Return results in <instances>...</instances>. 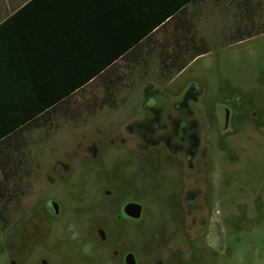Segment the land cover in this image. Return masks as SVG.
Instances as JSON below:
<instances>
[{
  "label": "rangeland",
  "instance_id": "obj_1",
  "mask_svg": "<svg viewBox=\"0 0 264 264\" xmlns=\"http://www.w3.org/2000/svg\"><path fill=\"white\" fill-rule=\"evenodd\" d=\"M245 1L246 27L239 28L233 39L229 16L228 45L176 78L172 93L159 94L155 108L159 114L132 103L115 114L111 123L96 124V129L85 127L93 128L85 139L95 137V155L86 148L84 138L63 141V146L53 151L64 156L54 157V162L66 161L69 156L72 174L68 178L57 179L51 186L45 178L48 172L37 173L35 182L23 188L0 189V264H39L40 257L48 264H109L92 250L83 252L79 238L71 243L65 234L53 232L56 228H52L45 212L47 201L57 200L61 210L75 219L66 227L76 228L81 202L93 203L103 197L104 185L115 190L116 206L126 199V192H130V201L141 204L142 219L132 223L134 247L136 240L143 242L150 249L149 259L160 258L157 247L167 244L172 234L175 241V227L180 229L178 223L182 225L188 219L182 215L177 194L184 179L170 164L174 158L164 159L162 148L128 144L132 136L125 128L131 127L139 135L144 130L137 124L141 120H160L170 135L167 115L173 119L184 115L195 127L199 144L196 186L204 195L197 197V206L203 207L211 197L217 200L211 204L216 216L212 215L204 226L206 241L214 247L212 253L205 250L208 258L212 264H264V0ZM249 14H254L253 19ZM233 40L242 41L232 44ZM184 101L191 116L176 109ZM225 110L230 117L222 134L220 118ZM178 154L183 157L182 151ZM210 166L217 168L219 180L211 192ZM117 215L118 211L111 215L115 223ZM176 235L180 242L182 233Z\"/></svg>",
  "mask_w": 264,
  "mask_h": 264
},
{
  "label": "crops",
  "instance_id": "obj_2",
  "mask_svg": "<svg viewBox=\"0 0 264 264\" xmlns=\"http://www.w3.org/2000/svg\"><path fill=\"white\" fill-rule=\"evenodd\" d=\"M31 1L0 0V189L35 182L63 157L53 153L63 141L85 138L132 103L157 104L176 78L228 45L229 16L231 37L246 27L248 9L245 0H44L8 21ZM107 59L52 103L54 76H67L70 60Z\"/></svg>",
  "mask_w": 264,
  "mask_h": 264
},
{
  "label": "flooded vegetation",
  "instance_id": "obj_3",
  "mask_svg": "<svg viewBox=\"0 0 264 264\" xmlns=\"http://www.w3.org/2000/svg\"><path fill=\"white\" fill-rule=\"evenodd\" d=\"M156 107V104H148L143 108L159 114V112L155 110ZM176 109L183 111L182 113H186L185 115L191 116L188 111L189 108L187 102L185 101L183 105L181 104L177 106ZM185 110L187 112H184ZM229 117L228 111V118ZM165 120L171 126L170 135L166 133V125L161 123L160 120H141L137 124L141 126L142 130H144L143 133H140L139 135L135 134L133 128H125L129 132V135L132 136L130 141H128V144L137 147V144L141 143L143 145L162 148L166 154L164 159L166 160L167 158V161H171L170 157L172 159L174 158L173 163L170 162V164L181 171L184 179V182L178 188L177 194L182 208V215L185 219H188L182 225L178 223L179 227H181L180 229L175 227V241L172 239V234L170 235L171 238L167 244L157 247L161 250L160 258L157 260L149 259L150 249H148L143 242L141 243L136 240L137 245L134 247V239L132 237L134 226L132 223L142 219L143 209L141 204L130 201L128 199V194H130V192H126V199L116 206L113 194V191L115 190L113 187H111L112 190L110 188L105 189L108 187L106 185L102 186L101 192L104 195L103 197H97L93 203L81 202L80 216L76 219V228H67V223L73 224L72 221H75V219H72L70 213H65L61 210L60 204L57 200H48L45 212L47 214V219L49 218L51 220L50 223L52 228H56L53 232H57V234L60 232V235L65 234L70 238V241L74 238H79L82 247L84 246L83 252L92 250L100 257V259L109 262V264H212V261L208 258L205 250L211 252L214 251V247L206 241L207 234H205L204 226L206 225V221L211 219L212 215L213 217L216 216L215 212L214 214L211 212V210H213L211 204L214 203L216 198L211 197L208 202L205 200L203 207L197 206V197L201 196V198H204V195L196 186L195 167L198 158L199 144L196 132H194L195 127L192 125L193 123L184 118V115L183 117L178 116L174 119L172 116L170 117V115H167V119ZM226 131L227 130H224L221 133L223 134ZM159 132H162L163 134L161 135ZM94 139L93 137H90L87 139L84 138L83 140L85 146L87 145L86 148H88V150L90 149L92 154L95 155L98 149L97 146L92 143ZM122 141V143H124L123 139ZM80 147L81 145H79V148ZM181 151L183 152V157H177V155H179L178 153ZM68 158L69 156H67L66 161H63V159L56 160L51 170L46 174L45 178L47 182L50 181L51 186L55 180L58 179L62 181L64 177L68 178V175L72 174L68 165L70 160H68ZM210 168V180L208 183L210 186L209 191L211 192L212 189L217 188L219 180L217 181V168L214 169V166H210ZM64 174L65 176H63ZM222 174L223 172H221V176ZM220 183L221 185L223 184L222 179H220ZM128 204L140 205L141 212L139 219H132L125 213ZM116 211L119 213V215H117V223L111 218V215ZM171 218L174 219V215H171ZM56 219H59L61 223H55ZM197 221H199L198 224ZM185 225L188 228L183 229ZM179 231L183 235L180 242L176 240V234H178ZM214 236L218 238L219 235L216 233ZM54 239H57V237H54ZM198 240H200V245L197 246ZM72 242L73 241H71V243ZM64 251L70 253L69 249H65ZM108 254H112L113 256L110 257ZM40 258L37 260L39 264H48L47 261H43L42 258Z\"/></svg>",
  "mask_w": 264,
  "mask_h": 264
},
{
  "label": "trees",
  "instance_id": "obj_4",
  "mask_svg": "<svg viewBox=\"0 0 264 264\" xmlns=\"http://www.w3.org/2000/svg\"><path fill=\"white\" fill-rule=\"evenodd\" d=\"M39 7L44 9L46 3L44 0H32L29 2L23 9L17 12L14 16L8 19V21L16 20L20 14H25L29 7ZM34 15V14H32ZM36 21L41 22L46 21L43 14H37L34 16ZM112 60H103V61H85L83 65L79 64L80 62H75L70 60L69 62V74L60 78L59 76H54V90L51 95L52 103L55 104L62 98L69 95L72 91L80 88L85 83H87L92 77L98 74L104 67L111 63ZM39 111V110H37Z\"/></svg>",
  "mask_w": 264,
  "mask_h": 264
},
{
  "label": "water",
  "instance_id": "obj_5",
  "mask_svg": "<svg viewBox=\"0 0 264 264\" xmlns=\"http://www.w3.org/2000/svg\"><path fill=\"white\" fill-rule=\"evenodd\" d=\"M220 119H221V124H222L221 129L225 130L226 126H227V119H228V111L227 110H225L223 112V114H221ZM140 212H141V207L138 204H128L126 209H125V213L129 217H131L132 219H135V220L139 219Z\"/></svg>",
  "mask_w": 264,
  "mask_h": 264
}]
</instances>
